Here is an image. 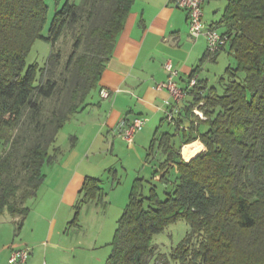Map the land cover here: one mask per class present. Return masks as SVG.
Returning a JSON list of instances; mask_svg holds the SVG:
<instances>
[{
    "label": "trees",
    "instance_id": "trees-1",
    "mask_svg": "<svg viewBox=\"0 0 264 264\" xmlns=\"http://www.w3.org/2000/svg\"><path fill=\"white\" fill-rule=\"evenodd\" d=\"M133 2L67 0L45 36L46 0H0V218L7 211L23 221L29 213L27 203L46 179L44 166L62 152L58 132L99 87ZM220 23L229 37L222 50L237 64L220 76L221 92L197 77L187 92L193 95L189 127L175 116L168 120L173 132H155L149 151L158 146L164 159L153 176L167 185L177 167L178 181L161 199L152 182L146 195L144 178L134 179L106 264H146L154 235L179 219L191 226L172 252L179 264H264V0H230ZM38 38L52 44L39 80L37 65L26 67ZM60 40H71L70 47ZM199 141L206 149L183 158V146L194 143L192 154ZM100 181L85 177L71 224L84 204L107 208Z\"/></svg>",
    "mask_w": 264,
    "mask_h": 264
},
{
    "label": "crops",
    "instance_id": "crops-1",
    "mask_svg": "<svg viewBox=\"0 0 264 264\" xmlns=\"http://www.w3.org/2000/svg\"><path fill=\"white\" fill-rule=\"evenodd\" d=\"M229 1H203L205 23L218 28L222 33L225 31V25L220 22ZM206 54L207 39L204 35L198 38L191 36L187 10L178 7L173 0H134L124 28L118 35L113 54L102 73L96 101L91 98L89 110L84 111L85 120L89 121L93 127L92 135H88L84 143L75 142L74 147L69 145L66 154L49 164L52 165L51 174L46 175L44 183L47 189L43 193V198L49 201L45 202L46 208H50V211L54 207L59 211L62 208L63 213H69L70 216L85 177L97 176L100 171L106 173L107 169L111 171L123 152L125 143L128 146L127 150L133 152L137 159L142 161L141 155L135 153V141L137 140L140 144L148 142L151 137V140L153 139L155 132L159 129L155 126L158 121L163 122L166 116L165 101L171 98L167 90L156 88L158 83L167 79L165 63L171 62L179 70L180 86L186 87L196 71L195 75L203 80V84L210 87L213 85H209V77L202 72L203 65L208 60L217 61L219 55L216 59H211L205 58ZM102 88H108L113 93L104 98L100 94ZM117 88L121 90L115 92ZM192 101L193 95H187L179 103V113L176 114L181 125L186 128L191 124L186 110ZM139 116L145 117L146 123L136 133L132 142L117 135L116 129L122 119H133ZM85 120L81 122L84 124ZM201 145L203 147L202 143ZM109 147L112 150L111 154L108 151ZM203 149L205 150L206 146ZM192 155H189V159ZM156 178L159 179V176ZM49 179H51L50 182ZM130 184H127V187L125 186L119 194L124 197L125 194L130 193L132 186ZM102 185L105 189L107 183ZM92 203L98 209H106L96 202ZM43 209L40 207L36 212L38 219L42 222L38 226L40 229L45 227L49 217ZM77 226L79 227L78 224ZM54 227L55 219L47 232L49 239L53 237ZM19 247L21 245L14 240L2 241L0 264H7L11 251ZM45 258L42 263L36 261L34 257H29L23 264H54L48 259L47 253Z\"/></svg>",
    "mask_w": 264,
    "mask_h": 264
},
{
    "label": "rangeland",
    "instance_id": "rangeland-1",
    "mask_svg": "<svg viewBox=\"0 0 264 264\" xmlns=\"http://www.w3.org/2000/svg\"><path fill=\"white\" fill-rule=\"evenodd\" d=\"M66 1L46 0L48 19L43 30V35H49L50 24L56 12L60 10ZM70 1L79 2L81 0ZM219 29L221 30V27ZM58 44L64 47V49L69 48L71 40L69 42L60 40ZM51 50L52 44L50 41L38 38L26 56V67L30 64L37 65L38 80L41 77V68L46 64ZM236 64L237 61L234 55L229 53L228 49H225L219 53L217 61H206L202 72L209 77V85H215L219 82V77L225 74L226 67L228 65L234 67ZM239 77H243V73H239ZM216 86L219 87V92L224 91L223 85H219L218 83ZM97 93L98 90L96 88L90 93L84 108L72 115L59 130L56 145L62 148V152L58 154L57 159H60L62 155L67 153L69 145H72L74 142L84 143V139L88 135H92L93 127L89 121L88 123L85 120L84 115L86 117V113L84 114V111L89 110L88 106L91 98H93V101H96ZM82 120H85L86 123L83 124ZM155 127H159L160 133L173 131L175 128L168 119H165L163 122L158 121ZM151 138L146 143L142 142L139 144L137 140L135 141V153L141 155L142 161H139L133 152L127 150L128 146L125 143L123 152L117 158L113 169L111 171L107 169L106 173L100 171L97 173V176H94L101 180V185L102 183H107L105 191L107 194L106 199L109 202L108 208L98 209L92 202L82 205L79 217L75 221V226L71 224L76 213L74 208L70 216L69 213H63L62 208L60 211L56 207L52 211H50V208H46L45 202L49 201L43 198V193L47 189V186L43 183L38 195L28 201L29 213L23 221L19 219L20 217L11 216L7 211L3 213L0 218V243L7 239H10V241L14 240L21 245L19 248L29 249L30 258L34 257L36 261L38 260L42 263L46 259L47 253L48 259L54 264H106L113 249L112 241L117 229V219L122 215L129 201V192L124 197L119 192L125 186L127 187V184H132L136 177H142L145 183L144 193L146 195L149 194L150 182H152L156 185V190L161 199H164L167 196L166 191H173L176 181H178L177 167L169 170L170 182L167 185L153 176V171L159 167L160 162L164 159V153L158 146L155 148L153 154L150 153ZM199 142L200 144L195 142L197 146L193 154L203 149L201 141ZM3 148L4 146L0 143V151ZM110 149L109 147V154L112 153ZM189 155L192 154H189L188 146H184L182 148L183 158L189 159ZM51 168L52 165H45L43 169L48 175L51 174ZM50 181L51 179H49ZM102 187L104 188L103 185ZM40 207L44 208V213L49 215L48 221L45 222V227L41 229L38 226L42 222L38 219L36 213ZM53 219H55L54 233L52 239H49L47 232H49ZM104 224L107 225L105 226ZM190 229L191 226L187 220L179 219L169 224L163 231L155 234L152 241L155 251L149 257L146 264H179L172 257V252L185 238Z\"/></svg>",
    "mask_w": 264,
    "mask_h": 264
},
{
    "label": "built area",
    "instance_id": "built-area-1",
    "mask_svg": "<svg viewBox=\"0 0 264 264\" xmlns=\"http://www.w3.org/2000/svg\"><path fill=\"white\" fill-rule=\"evenodd\" d=\"M174 3L188 11L189 31L192 37L198 38L204 35L207 39V51L214 54L221 51L227 46L229 37L223 34L214 26H209L204 21L203 1L204 0H173ZM167 70V79L156 85L159 90L165 89L169 92L170 97L165 101L167 107L166 116L169 121H174L176 114L179 112V103L183 101L188 90L197 84V76L190 78L188 85L180 86L178 82L179 70L176 69L171 62H166L164 65ZM117 88L115 92L120 91ZM113 91L108 88L101 89V96L109 97ZM194 112L200 117L205 118L202 111L198 107L194 108ZM146 123V118L139 116L133 119H122L117 126L116 133L128 142H132L136 133L141 130ZM184 147V146H183ZM28 248H14L8 258L7 264H23L29 257Z\"/></svg>",
    "mask_w": 264,
    "mask_h": 264
},
{
    "label": "bare ground",
    "instance_id": "bare-ground-1",
    "mask_svg": "<svg viewBox=\"0 0 264 264\" xmlns=\"http://www.w3.org/2000/svg\"><path fill=\"white\" fill-rule=\"evenodd\" d=\"M194 155H192V157H193Z\"/></svg>",
    "mask_w": 264,
    "mask_h": 264
}]
</instances>
